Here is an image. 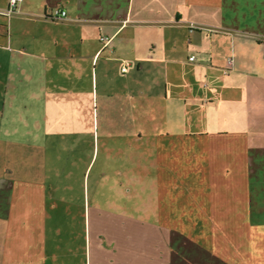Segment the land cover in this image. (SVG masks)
Instances as JSON below:
<instances>
[{
	"label": "crops",
	"instance_id": "1",
	"mask_svg": "<svg viewBox=\"0 0 264 264\" xmlns=\"http://www.w3.org/2000/svg\"><path fill=\"white\" fill-rule=\"evenodd\" d=\"M7 6L0 264H264V0Z\"/></svg>",
	"mask_w": 264,
	"mask_h": 264
},
{
	"label": "rangeland",
	"instance_id": "2",
	"mask_svg": "<svg viewBox=\"0 0 264 264\" xmlns=\"http://www.w3.org/2000/svg\"><path fill=\"white\" fill-rule=\"evenodd\" d=\"M191 117H192L191 114L188 112L184 114V119H183V131L184 132H191V131H194V129L203 130L206 127H207L206 129L209 128L210 129L209 131L211 132L212 129H221L224 126V123L221 120H209L207 122L206 121L202 122L201 120H198L200 121L198 122V121H193Z\"/></svg>",
	"mask_w": 264,
	"mask_h": 264
},
{
	"label": "built area",
	"instance_id": "3",
	"mask_svg": "<svg viewBox=\"0 0 264 264\" xmlns=\"http://www.w3.org/2000/svg\"><path fill=\"white\" fill-rule=\"evenodd\" d=\"M21 0H8V6H7V10L6 12H4V14H8L14 10H16L17 8V5L18 3L20 2ZM65 11L64 10H59V9H54L52 11V16L54 17H63L65 16ZM107 39L106 37H101V40H105ZM193 57H190V59H192ZM122 70L124 71L125 70V67H122Z\"/></svg>",
	"mask_w": 264,
	"mask_h": 264
}]
</instances>
